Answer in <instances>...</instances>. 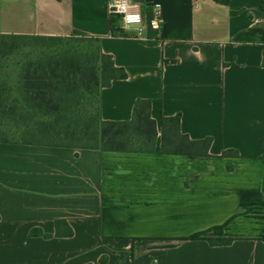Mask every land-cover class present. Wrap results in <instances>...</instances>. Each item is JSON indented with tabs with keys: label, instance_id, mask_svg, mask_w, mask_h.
<instances>
[{
	"label": "crops",
	"instance_id": "obj_1",
	"mask_svg": "<svg viewBox=\"0 0 264 264\" xmlns=\"http://www.w3.org/2000/svg\"><path fill=\"white\" fill-rule=\"evenodd\" d=\"M138 2L146 21L162 5L158 37L112 32L108 0H0V34L99 39L127 73L102 90V119L130 121L150 100L159 131L149 155L0 143V264H264L259 216L236 218L229 246L188 240L249 206L264 214L262 0ZM176 116L212 156L239 158L163 155Z\"/></svg>",
	"mask_w": 264,
	"mask_h": 264
},
{
	"label": "trees",
	"instance_id": "obj_2",
	"mask_svg": "<svg viewBox=\"0 0 264 264\" xmlns=\"http://www.w3.org/2000/svg\"><path fill=\"white\" fill-rule=\"evenodd\" d=\"M214 1L228 5L231 0ZM118 21V16L111 15L112 32L120 30ZM259 31L264 34V27ZM125 79L126 71L102 52L99 39L0 34V143L153 154L159 131L150 100L135 103L130 121L102 119V90ZM211 145V138L191 140L182 134L180 116L163 119V155L191 163L239 158L236 151L212 156ZM246 215L244 208L225 224L188 240L207 241L212 247L229 246L242 238L230 233V225ZM72 234L70 230L69 236ZM260 239L264 241V236Z\"/></svg>",
	"mask_w": 264,
	"mask_h": 264
},
{
	"label": "clouds",
	"instance_id": "obj_3",
	"mask_svg": "<svg viewBox=\"0 0 264 264\" xmlns=\"http://www.w3.org/2000/svg\"><path fill=\"white\" fill-rule=\"evenodd\" d=\"M109 7L115 10L113 14L122 16V20L118 21V24L125 31H136L138 34H143L147 29L148 25L145 23L144 16L139 11L140 5L138 3H133L132 0H112ZM154 8L161 9L162 5L156 4ZM151 27L153 30H158L159 28V24L155 18L151 21ZM127 248L128 246L125 247V250ZM151 264H159V259L153 257Z\"/></svg>",
	"mask_w": 264,
	"mask_h": 264
},
{
	"label": "built area",
	"instance_id": "obj_4",
	"mask_svg": "<svg viewBox=\"0 0 264 264\" xmlns=\"http://www.w3.org/2000/svg\"><path fill=\"white\" fill-rule=\"evenodd\" d=\"M108 1H109V5H110V3H112V0H108ZM132 2L133 3H138L140 5V3L138 2V0H132ZM109 10H110V14L111 15H115V14H113L114 11H115L114 9H111L109 7ZM139 11L141 12L142 16H144V13H143V10H142L141 5H140V8H139ZM115 16H118L120 18V21L122 20V16L121 15H115ZM144 18H145V16H144ZM154 18L157 20V23L159 24L158 30H153L152 27H151V21ZM145 23L148 25V27H147V29L145 31L150 30V31H152V32H154L156 34V37H158V35H159V33H160V31H161L164 23H165V19H164L162 10L161 9H155L153 7L152 10H151L150 16H149V18H148L147 21H146V18H145ZM143 34H144V32H143ZM143 34H138V36L141 37V36H143Z\"/></svg>",
	"mask_w": 264,
	"mask_h": 264
},
{
	"label": "rangeland",
	"instance_id": "obj_5",
	"mask_svg": "<svg viewBox=\"0 0 264 264\" xmlns=\"http://www.w3.org/2000/svg\"><path fill=\"white\" fill-rule=\"evenodd\" d=\"M90 46H93L92 44H88ZM246 212H247V215L244 216V218L246 217H250V218H253V217H261V218H264V214L258 210L256 207H253V206H249L246 208ZM241 235V234H239Z\"/></svg>",
	"mask_w": 264,
	"mask_h": 264
}]
</instances>
